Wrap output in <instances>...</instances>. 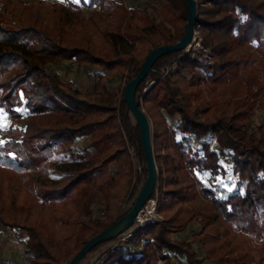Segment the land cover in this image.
Returning a JSON list of instances; mask_svg holds the SVG:
<instances>
[{
	"label": "trees",
	"instance_id": "16d2710c",
	"mask_svg": "<svg viewBox=\"0 0 264 264\" xmlns=\"http://www.w3.org/2000/svg\"><path fill=\"white\" fill-rule=\"evenodd\" d=\"M82 1L124 22L111 35L114 58L67 45L37 23H20L14 2L0 0V223L25 238L28 264H70L131 209L148 165L125 88L152 50L176 44L188 26L187 0L147 7ZM196 1L195 30L212 60L194 46L168 53L136 92L152 125L162 219L99 244L79 264L101 246L91 264H264V132L251 127L257 110H264V0ZM65 61L94 74L91 91L63 79L56 66ZM120 65L129 71L115 85ZM49 115L55 121L38 119ZM82 137L90 140L78 146ZM58 154L64 161L52 179L50 161ZM198 172L211 173L207 184L197 180ZM226 178L228 188L217 182ZM16 194L25 202L17 205ZM99 194L118 205L108 203L95 215ZM201 197L205 202L195 206ZM192 223L200 226L193 241L174 238ZM232 229L250 242L236 243Z\"/></svg>",
	"mask_w": 264,
	"mask_h": 264
},
{
	"label": "rangeland",
	"instance_id": "374dc122",
	"mask_svg": "<svg viewBox=\"0 0 264 264\" xmlns=\"http://www.w3.org/2000/svg\"><path fill=\"white\" fill-rule=\"evenodd\" d=\"M15 4V11L17 14V19L20 23L32 22L37 23L45 29L49 30L54 36L60 38L67 45L70 46H85L90 49H94L96 53L112 58L116 56V52L112 49L113 40L111 35L117 34L119 26H122L124 22L122 19H110L104 15L98 6H88L84 1L80 0L79 3L76 0H11ZM70 1H74L76 5H70ZM126 4L130 7H147L149 4L158 6L162 0H125ZM64 5L66 8H62ZM196 41L194 44V49L199 52V54H204L202 39L197 30H195ZM117 41L118 52L122 55V50L120 48V39H114ZM136 45V44H135ZM141 50L140 45L136 47V50H132L134 55H137ZM123 56V55H122ZM212 56V55H211ZM114 58V57H113ZM212 59V58H211ZM59 73L62 75L63 79L75 80L79 88L85 92L92 90L95 83L94 74L87 71L83 66L71 61H65L64 63L56 66ZM127 73L129 69L127 67L118 66L117 75L115 77V85L123 83L121 73ZM152 83L149 85V87ZM148 89V88H147ZM43 121L53 122L55 117L44 116L38 117ZM10 124V119L6 113L1 115V127L7 128ZM252 129L258 134L264 132V110L258 109L252 123ZM90 140V137H82L78 140V146L86 145ZM133 155V151L131 150ZM225 160V159H223ZM64 157L60 154L55 155L50 161L51 178L55 179L60 175L59 167L63 164ZM197 180L202 183L207 184L210 175H205L208 172H198ZM228 177L233 181L237 179L233 171H229ZM223 180L224 184L229 186L228 180ZM159 179L157 183V190L155 191V196L153 198L157 201L156 207V220L162 219V216L157 212L160 198V187ZM16 203L21 204L25 202V198L22 194H16ZM205 202L204 197L194 201L195 206H199ZM108 203L111 207H116L118 201L113 199L108 201L107 197L103 194L97 195L93 204V210L95 215H102L105 213ZM3 215L8 217L6 209L3 211ZM155 220V221H156ZM200 226L197 223H192L187 229H185L180 234H175L174 238L194 240V233L199 231ZM232 234L235 238L236 243L248 244L250 242V237L232 229ZM127 238L124 237L123 240ZM25 238L22 236H17L12 230L4 227L0 223V264H28L25 256ZM194 246L197 248L200 257H204V253L201 248V244L198 241H194ZM104 249L103 246L95 253L91 254L88 258L86 264L93 263L99 256L100 250ZM257 254V251L254 250ZM258 255V254H257ZM204 264H214L213 262L206 260Z\"/></svg>",
	"mask_w": 264,
	"mask_h": 264
},
{
	"label": "water",
	"instance_id": "95a60500",
	"mask_svg": "<svg viewBox=\"0 0 264 264\" xmlns=\"http://www.w3.org/2000/svg\"><path fill=\"white\" fill-rule=\"evenodd\" d=\"M187 1L188 26L185 36L176 44L163 45L152 50L143 63L139 73L126 85L124 92V100L140 128L142 146L148 165V177L128 213L121 217L117 222L91 238L73 257L70 264H79L83 257L99 244L115 239L123 233L131 230L132 227L136 225V217L138 213L153 197L156 191L159 177L153 153L152 125L144 108L137 102L136 92L141 82L148 76L155 63L161 57L168 53L186 50V48L193 42L196 29L197 1Z\"/></svg>",
	"mask_w": 264,
	"mask_h": 264
},
{
	"label": "built area",
	"instance_id": "2783aa9c",
	"mask_svg": "<svg viewBox=\"0 0 264 264\" xmlns=\"http://www.w3.org/2000/svg\"><path fill=\"white\" fill-rule=\"evenodd\" d=\"M195 41H196V34H194L193 42L191 43V45L186 48L185 50L186 52H189L192 49V47L195 44ZM203 50L205 51L204 52L205 60L210 62L212 60L211 54L206 49H203ZM180 56L182 57L183 54H181ZM169 70H170L169 68L166 69L165 73H168ZM156 207H157V201L152 197L138 213L136 217V225L145 226L148 223L154 222L157 219L156 212H155ZM129 236L130 234L127 235L126 237H129Z\"/></svg>",
	"mask_w": 264,
	"mask_h": 264
},
{
	"label": "snow or ice",
	"instance_id": "6c2138e0",
	"mask_svg": "<svg viewBox=\"0 0 264 264\" xmlns=\"http://www.w3.org/2000/svg\"><path fill=\"white\" fill-rule=\"evenodd\" d=\"M77 3L80 2V0H76ZM21 98L23 99V93H21ZM18 110H22V109H18ZM5 142L3 140H0V145L4 144ZM197 175H199V173H197ZM205 175H211V173H205ZM218 183L222 184V186L224 188H228L227 184L223 183V180H217Z\"/></svg>",
	"mask_w": 264,
	"mask_h": 264
}]
</instances>
